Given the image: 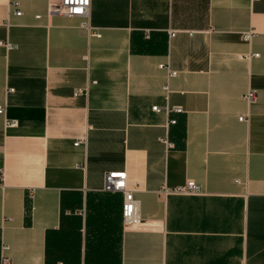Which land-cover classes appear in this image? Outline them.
I'll list each match as a JSON object with an SVG mask.
<instances>
[{
	"label": "crops",
	"instance_id": "0c3cea01",
	"mask_svg": "<svg viewBox=\"0 0 264 264\" xmlns=\"http://www.w3.org/2000/svg\"><path fill=\"white\" fill-rule=\"evenodd\" d=\"M59 1L0 0V264H264V0Z\"/></svg>",
	"mask_w": 264,
	"mask_h": 264
},
{
	"label": "built area",
	"instance_id": "2783aa9c",
	"mask_svg": "<svg viewBox=\"0 0 264 264\" xmlns=\"http://www.w3.org/2000/svg\"><path fill=\"white\" fill-rule=\"evenodd\" d=\"M18 3H15V6H17ZM91 6L92 0H60L58 3H55L51 5L50 11L51 12H57V13H63L69 16H77L81 17V26L88 29L89 33L91 35L99 36L100 33L92 27L90 24V14H91ZM17 14H21L22 11L18 9L16 11ZM172 35H174V32H172ZM253 35V31L246 32L244 34V38L249 40L251 36ZM1 45H4L7 49H12L14 47V44L9 41H1ZM162 68L166 69L168 71V77H174L177 75V71L173 70L168 63L164 64L162 63L160 65ZM164 89L169 92L170 91V85L167 82L164 85ZM247 98L250 102H254L256 99V94L254 91H249ZM155 109H159L158 106L154 107ZM167 109H170L169 107H166ZM176 111H181V107H173ZM4 112V107H0V113ZM241 120H247L248 115H244L240 117ZM16 120H9V125L16 124ZM172 122H175L172 120ZM80 141L77 142L79 144ZM0 174L3 176V169L0 168ZM105 187L107 189H118L122 190L125 193V203L123 208V214L125 217V221L127 223H131L132 221L136 220L138 218V210H139V201L135 197L132 190H129L126 186V173L125 172H109L106 175L105 179ZM173 191L177 193H188V194H197L201 193V186L193 179H189L184 185H179L178 187H175Z\"/></svg>",
	"mask_w": 264,
	"mask_h": 264
}]
</instances>
